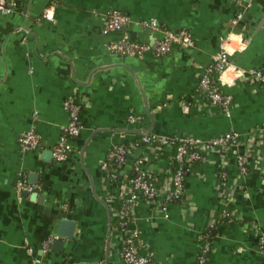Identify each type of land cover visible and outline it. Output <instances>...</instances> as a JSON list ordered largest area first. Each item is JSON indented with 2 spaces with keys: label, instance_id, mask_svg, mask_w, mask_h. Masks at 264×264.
<instances>
[{
  "label": "crops",
  "instance_id": "0c3cea01",
  "mask_svg": "<svg viewBox=\"0 0 264 264\" xmlns=\"http://www.w3.org/2000/svg\"><path fill=\"white\" fill-rule=\"evenodd\" d=\"M17 2L15 11L0 15V264H127L119 219L132 161L144 156L156 183L166 187L175 148L135 149L115 179L101 168L108 152L144 133L209 140L231 130L241 133L240 143L191 162L182 200L161 195L149 203L140 194L127 230L138 231L143 251L162 264H199L202 236L227 206L232 218L212 238L210 264H264V85L246 75L264 67V0L249 6L243 0ZM47 8L54 20L44 17ZM114 8L130 22L104 34ZM151 18L163 30L143 25ZM164 29L190 31L193 44L145 59L109 49L124 35L148 42ZM225 38L231 67L217 82L233 97L230 116L198 88ZM74 94L83 102L82 130L72 141L75 150L56 161L53 148L69 121L65 101ZM130 113L140 121L129 123ZM31 129L41 145L26 151L19 136ZM21 176L40 188L19 192ZM53 235L58 238L42 253Z\"/></svg>",
  "mask_w": 264,
  "mask_h": 264
},
{
  "label": "built area",
  "instance_id": "2783aa9c",
  "mask_svg": "<svg viewBox=\"0 0 264 264\" xmlns=\"http://www.w3.org/2000/svg\"><path fill=\"white\" fill-rule=\"evenodd\" d=\"M246 6H249L253 0H243ZM17 0H0V15L8 14L18 8ZM55 12L52 8L44 11V17L48 20H54ZM243 17L240 11L234 19L237 23ZM130 22V18L118 9H112L106 15L102 32L110 34L123 29L124 25ZM143 25L152 30H163L156 18L143 21ZM160 39H153L148 42L139 41L124 35L116 41L109 44V49L124 57H134L145 59L147 57H161L170 52L175 45L189 46L193 44L192 33L186 29L179 31L165 30ZM230 48L228 38L220 42L219 50L213 55L211 63L200 74L198 79L199 90L209 99L213 105L219 106L227 116L231 115L233 97L220 89L218 80L224 81L226 72L231 67ZM248 79L255 84L264 85V67L253 68L246 73ZM65 107L69 114V121L63 127V134L59 142L53 148V156L56 161H62L72 153L74 145L72 141L80 135L82 130V109L83 102L76 94L69 96L65 101ZM141 117L130 113L129 123H138ZM241 133L238 131H228L222 135L213 137L209 140L194 139L188 136L168 137L153 133H144L135 138L130 144H119L114 146L107 154L101 164V168L110 179L117 178L120 169L129 162L131 154L140 147H165L176 146L174 161L178 164L166 187H160L156 183L154 175L147 169L146 158L137 156L131 164V173L126 177L125 187L122 196V209L120 214V226L123 236L121 242V256L127 264H162L156 261L150 252H141L145 246L144 241L138 231L127 230L133 207L139 200L140 194L151 203L164 195L166 201H180L186 194V173L191 162L202 160L204 153L211 150L226 151L230 147L239 144ZM19 143L23 150H35L41 145V136L35 130L25 131L19 136ZM238 165L241 174L248 171L247 159L244 156L238 158ZM19 192L26 191L34 193L40 188L38 185L28 183L24 177H20L16 183ZM165 206L163 209L165 210ZM225 217L229 219L231 212L228 207L222 211ZM231 220V219H230ZM58 236H49L42 244V253L48 252L51 243ZM203 243L198 256L199 264H210V253L212 240L208 233L202 236ZM260 249L264 250V237L260 240ZM39 264H47L39 262Z\"/></svg>",
  "mask_w": 264,
  "mask_h": 264
},
{
  "label": "trees",
  "instance_id": "16d2710c",
  "mask_svg": "<svg viewBox=\"0 0 264 264\" xmlns=\"http://www.w3.org/2000/svg\"><path fill=\"white\" fill-rule=\"evenodd\" d=\"M19 5V4H18ZM175 148V150H176V146L174 147ZM175 154V153H174ZM174 163H175V167L178 165L175 161H174ZM225 207H227V206H225ZM224 207V208H225ZM223 208V209H224ZM223 209H222V211H223ZM221 214V213H220ZM230 221V219L228 218V217H225L224 215H220V220H218L217 221V223H216V225H214V227H212L209 231H208V236H209V238H210V240H212V238H213V236H214V234H215V232L217 231V230H219L225 223H227V222H229ZM141 252L142 253H144V251H143V249H141Z\"/></svg>",
  "mask_w": 264,
  "mask_h": 264
},
{
  "label": "water",
  "instance_id": "95a60500",
  "mask_svg": "<svg viewBox=\"0 0 264 264\" xmlns=\"http://www.w3.org/2000/svg\"><path fill=\"white\" fill-rule=\"evenodd\" d=\"M69 222L68 219L64 220L63 223H62V228L64 227V225H66L67 223Z\"/></svg>",
  "mask_w": 264,
  "mask_h": 264
}]
</instances>
